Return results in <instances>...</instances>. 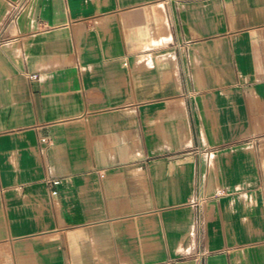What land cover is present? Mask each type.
<instances>
[{
	"label": "crops",
	"instance_id": "obj_1",
	"mask_svg": "<svg viewBox=\"0 0 264 264\" xmlns=\"http://www.w3.org/2000/svg\"><path fill=\"white\" fill-rule=\"evenodd\" d=\"M0 264H264V0H0Z\"/></svg>",
	"mask_w": 264,
	"mask_h": 264
},
{
	"label": "built area",
	"instance_id": "obj_2",
	"mask_svg": "<svg viewBox=\"0 0 264 264\" xmlns=\"http://www.w3.org/2000/svg\"><path fill=\"white\" fill-rule=\"evenodd\" d=\"M42 141H43V142H48V138H43ZM51 183H52V185L55 187V186L58 184V181H56V180H52ZM52 193H53V194H57V190H56V189H53Z\"/></svg>",
	"mask_w": 264,
	"mask_h": 264
}]
</instances>
